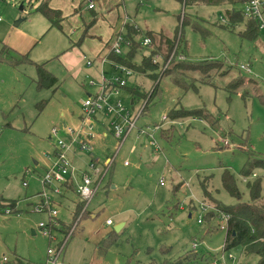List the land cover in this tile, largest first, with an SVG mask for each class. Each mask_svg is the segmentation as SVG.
Wrapping results in <instances>:
<instances>
[{
	"label": "rangeland",
	"instance_id": "rangeland-1",
	"mask_svg": "<svg viewBox=\"0 0 264 264\" xmlns=\"http://www.w3.org/2000/svg\"><path fill=\"white\" fill-rule=\"evenodd\" d=\"M44 1L0 0L1 57L10 59L6 44L32 47L35 43L30 52L32 60L44 61L47 70L59 79L54 87L41 88L34 61L16 65L0 60V264H13L14 255L22 264H48L53 258L48 250L56 251L67 237L56 264H163L166 258L192 250L194 241L200 255L220 256L226 230L219 228L218 216L207 221L208 212L218 214L217 204L250 202L248 183L257 179L264 195V169L255 167L247 175L243 172L249 150L264 157V31L249 39L241 34L247 19L230 26V13L234 9L244 11L242 2L186 6L179 0H106L108 4L101 6L98 22L93 24L92 12L86 10L83 0H50L52 7L68 6L66 12H70L61 27H53L37 9ZM73 2L77 11L70 8ZM181 17L186 18L184 24ZM19 18L23 19L15 25ZM121 21L124 26L128 23L137 28L138 34L133 35L140 42L133 58L137 64L149 56L151 48L157 49L158 35L172 39L181 33L185 55L180 58L185 63L205 60L220 67L212 64L208 71L189 69L184 78L189 88L183 89L169 75L170 58L157 71L156 80L151 72L140 73L119 62L134 73L122 74L127 88L112 95L111 104L121 100L132 118L144 102L146 107L123 141L114 131L116 121L125 126L123 119L98 113L93 150H83L78 144L67 150L76 169L75 185L84 171L92 173V159L101 171L109 167L86 212L76 221L73 199L61 197L59 182L45 186L42 179L56 161L59 141L71 143L66 127H79L84 100L96 96L102 87L101 63L87 51L90 49L84 44L88 39L84 38L99 41L100 34L93 37L91 28L97 25L105 38L111 25L117 23L122 26L117 35L125 38ZM146 37L151 39L148 49L143 46ZM76 38L86 57L83 52L74 54L71 62L74 55L70 48L76 46ZM127 48L122 46L126 54ZM162 48V53L158 52L161 55H156L160 62L167 53L164 45ZM89 60H94L93 66L88 65ZM243 65L249 71L242 69ZM112 68L111 62L105 63L108 78L115 73ZM133 87L146 92L145 97L133 94ZM174 108L208 113L217 124L213 126L199 116L172 119L169 113ZM53 128L58 134L51 133ZM224 138L229 144L221 143ZM225 169L235 176L239 199L224 186ZM206 179L208 195L201 185ZM43 190L51 199L49 209L58 211L52 236H45L39 226L49 223L48 211H35ZM199 215L202 223L198 222ZM106 218L113 225L102 228ZM75 221L76 227L67 233ZM119 224L122 227L117 230ZM100 227L103 230L96 234ZM225 254L235 256L240 263L247 261L240 246Z\"/></svg>",
	"mask_w": 264,
	"mask_h": 264
},
{
	"label": "trees",
	"instance_id": "trees-1",
	"mask_svg": "<svg viewBox=\"0 0 264 264\" xmlns=\"http://www.w3.org/2000/svg\"><path fill=\"white\" fill-rule=\"evenodd\" d=\"M181 3L187 6V4H208V5H232L236 4L238 2L244 3L245 0H179ZM84 4L86 3V0H83ZM245 4V3H244ZM86 6V4H85ZM37 9L49 20L50 24L54 27H61V22L63 21V13L60 9H56L50 6V0H46L42 2ZM90 10V9H89ZM94 18H96V12L91 11ZM186 18H180V20L183 21V24L186 22ZM230 26H234V24L238 22L244 21V19H247V22L245 24V31L241 33L242 35L248 37L249 39H254L256 36H258V32L261 31L260 29V22L258 18L255 16H246L244 11L239 10H232L230 13ZM95 20V19H94ZM94 22V21H93ZM92 22V23H93ZM225 22V21H224ZM90 26L87 27L89 29ZM126 32H125V38L129 39V50L126 55H118L113 52H109V56H111L114 60L122 62L124 65L128 64L129 66L136 68L138 72H151L152 75H154V79L156 80L155 75L157 74V71L167 63V60L170 58L169 68L170 74L173 83H176L183 89H188L189 85L186 83V80L184 79L186 77L187 72L189 69H197L201 71H208L207 68L210 66H213L214 63H208V61L202 62V63H185V59H181V55H185V52L182 50V36L181 33L179 36L175 38H170L169 36H165L163 34L158 35L159 39L155 40L157 42V49H152L148 52V57H143L142 62L140 64H137L133 62V58L135 57V48L136 45L140 44L136 39H134L133 35H137V31L135 27L132 24L125 25ZM87 31H85L86 33ZM151 34V33H150ZM152 35V34H151ZM154 40H152L154 42ZM165 46V52L166 55L164 56V59L160 62L158 59L155 60L156 55L161 52L162 53V46ZM149 47V46H148ZM7 49V47H6ZM8 50V49H7ZM173 55V56H172ZM161 57V56H160ZM6 59L9 62H12L14 64L21 63V61H29L32 62L30 57L28 55H23L19 57L18 59L16 57L10 56V59L1 57L0 60ZM35 63L36 71H37V85L41 88H50L54 87L58 83V77L52 72L48 71L46 67V63ZM215 67L219 68L220 65L217 66V64H214ZM168 68V67H167ZM153 79V80H154ZM159 86V83L155 85L153 88L150 98L153 97L155 92L157 91ZM127 88V87H125ZM131 92L140 98H144L146 92H140V89L138 87L130 88ZM149 98V99H150ZM134 103V102H132ZM172 117V119H175L176 117H186V116H199L204 119H208L211 122V125L214 126L215 122L217 124V121L212 119V117L206 113H200V111H187L182 108H174L169 113ZM247 162L244 165L243 172L244 174H250L251 171L255 167H261L264 169V157L259 156L254 151L249 150L247 152ZM223 182L224 186L227 190H229L233 195L237 196L239 199L241 197L240 192L236 188V179L234 174H232L228 169H225L223 173ZM254 176V174H253ZM258 176V174H257ZM255 176V177H257ZM203 191L205 192V195H208L210 191H208V182L207 179L203 180L201 182ZM73 182L69 181L67 184H65L62 189L66 188H72ZM248 188L250 189L251 194V201L250 202H243L239 201L237 204L232 206H222V205H216L218 206V209L222 212H227L230 214L229 218V224L228 229L225 233V243H224V250H231L234 247L240 246L242 249V252H244L245 260H247L250 264H264V195L262 194L261 189V182L259 179L255 180L253 183H248ZM14 205V203H12ZM85 205V200L81 199L79 200L78 206L76 208L75 214H74V220H77L84 213L83 208ZM218 214L215 211L208 212L206 216L207 221L213 220L215 217H217ZM81 219V218H80ZM79 219V220H80ZM50 228H54V225H49ZM74 225L67 228V233L71 230V228ZM103 250V249H102ZM164 250V249H163ZM105 251V247H104ZM212 257H214L212 255ZM211 257V258H212ZM211 258L206 255H200L197 253L196 249L188 250L183 252L179 255L177 258H166L163 262V264H210Z\"/></svg>",
	"mask_w": 264,
	"mask_h": 264
},
{
	"label": "built area",
	"instance_id": "built-area-1",
	"mask_svg": "<svg viewBox=\"0 0 264 264\" xmlns=\"http://www.w3.org/2000/svg\"><path fill=\"white\" fill-rule=\"evenodd\" d=\"M244 13L246 16H255L258 18L260 22V29L264 31V3L263 0H247L244 2ZM86 8L93 10L96 5V0H86ZM1 20V18H0ZM125 45L129 47V42L125 38H123L122 35H115L114 39L110 43L109 46V52H113L118 55H123L124 50H122V46ZM151 45V39L149 37H146L143 41V46L148 47ZM109 57L107 55H103L101 58H99V61L101 65H104L106 62H111L113 68L115 70V73L111 75V77L108 78L107 71L103 69L102 76H101V89L96 94V96L89 95L88 98H86L84 101V105L82 108V112L80 115V125L78 128L73 127H66L67 132L70 133L72 136L71 143L65 144L62 140L58 143V149L56 152V161L53 165V167L46 171L45 175L43 176L44 185L48 186L51 185L53 181H57L60 183V186L57 188V192H62V187L67 184L69 181L73 182V185L75 187L76 193L80 195V197L85 200V205L83 208V212L85 211V208L87 204L90 202L91 198L96 195L97 190L100 187V182L102 180V176L105 174L107 170H109V167L107 166L102 171L97 167L95 160L92 159V164H90V168L92 170V173L89 171H84L82 175L78 178V182L75 185V179L73 178L76 169L72 165V163L69 161L67 157V150L71 149L75 144H78L81 149L86 151L93 150V143L96 139L95 134L93 133V127L94 122L97 120V114L98 113H104L106 115L115 116L116 119L122 118L124 121V125L118 123L117 121L114 122V131L115 135L118 139H121L123 141L130 133V131L136 127L138 119L142 116L144 112V108L146 107V102H144L143 107L140 109V111L136 114L137 116L132 118V115L125 110V107L123 106V103L121 100L117 102H113L111 104V97L112 95L119 94L120 90L127 87V80L125 79L124 75L130 76L134 73V70L129 68L128 66H124L123 64L119 63V61L116 60H109ZM157 57L155 58V60ZM93 61L89 60L88 65H92ZM242 69H246L249 71V67L242 66ZM167 118L166 115L163 119ZM51 133L58 134V129L53 128ZM222 144H229V141L227 138H224L221 140ZM128 164V162H126ZM71 174V176L67 177L68 174ZM254 176H257L256 173H254ZM26 183V182H25ZM163 183V181L161 182ZM41 196V203L38 204V206L35 207V211H42L46 210L48 211L50 215V221L48 224H45L44 222H41L39 224L42 233L45 236H52L51 228L49 225L56 224L55 222V216L58 214V211L56 209H49L51 204V199L46 193V190H43L39 193ZM203 209L206 210L207 206L202 203ZM218 217H220V226L219 228L222 230L228 229L229 224V218L230 214L227 212H222L221 210L218 211ZM79 217L77 221L80 219ZM203 218L201 215L198 217V222L202 223ZM107 224L112 225V220L107 219ZM74 227H76V222L74 223ZM73 227V229H74ZM68 239V237H67ZM67 239H65L63 246L60 245L59 248H57L56 251H53L52 249L48 250L49 255H53V258H51L47 263L48 264H56L57 260L59 259V254L62 252L64 245L67 242ZM197 241H194L192 245V249L197 248ZM223 247V253L220 256H214L212 259L211 264H250L248 261L245 262H239L236 260L235 256L229 254V257L226 256ZM7 260V258H5ZM229 260L232 262L229 263Z\"/></svg>",
	"mask_w": 264,
	"mask_h": 264
},
{
	"label": "crops",
	"instance_id": "crops-1",
	"mask_svg": "<svg viewBox=\"0 0 264 264\" xmlns=\"http://www.w3.org/2000/svg\"><path fill=\"white\" fill-rule=\"evenodd\" d=\"M107 2H106V0H96V5H95V7H94V9L93 10H89L88 8L86 9V10H88V11H95L96 12V15L98 14L99 15V12L98 11H100V8H101V6L102 7H104L105 8V6L108 4H106ZM76 5H77V3H75V2H73V4L70 6V8H72V9H75L74 11H77V8H75L76 7ZM51 6V5H50ZM81 6V5H80ZM52 7V6H51ZM53 8H56V9H60L61 11H62V13H63V17H64V19L63 20H65L66 18H68V16H69V13L70 12H66V10H68V6H65V7H62V8H60V7H58V6H54ZM80 8V7H79ZM86 8V7H85ZM81 9V8H80ZM85 13H87V14H89V12H86L85 11ZM103 15H105L106 13H102ZM90 17H91V15H90ZM78 17H76L74 20H75V22L77 23L78 22V19H77ZM95 19V20H94ZM98 17L96 16V18H94V16H93V14H92V17H91V19L90 20H93L94 22L95 21H97L98 22ZM89 20V19H88ZM63 22V21H62ZM94 22H93V24H94ZM122 22V21H121ZM92 24V25H93ZM117 26H113V25H111V27H110V32H109V34H106V36H105V38H103L102 36V34H104L105 35V33H103V31L101 32H99L98 31V29H99V27L97 26V25H95L94 26V28H91L92 29V36L93 37H97V34H100L97 38H99V41H98V39H96L95 41H91V39H89V38H84V37H86V36H84L83 35V38L84 39H88V41L87 42H85V46L87 47V48H89L90 50H87V51H89L91 54H92V57H97V59L99 60V58H101L103 55H107L110 59H113L111 56H109V52H108V50H109V46H110V43L112 42V40H113V36L114 35H117L120 31H121V29H122V26L121 27H118V23L116 24ZM122 25H123V28L125 27L124 26V22H122ZM84 26V25H83ZM54 27V26H53ZM90 29V28H89ZM89 29H88V31H89ZM125 31H126V29H125ZM123 32H124V29H123ZM79 33L81 34V28L79 29ZM102 33V34H101ZM87 34V33H86ZM78 36H80L79 34H78ZM30 37H32L33 38V40H35L36 39V36L35 35H31ZM89 37H90V35H89ZM75 41H77V42H75L76 44H74V45H76V46H72L71 48H70V50L73 52V55L74 54H80L81 52H83V54H84V56L86 57V54L84 53L85 51L83 50V45H81L82 43L79 41L78 42V38H76V40ZM81 43V44H80ZM35 45V43L32 45V47L31 46H29V47H27L28 45H26V46H19V45H16V44H10V45H4V48H6L7 47V51H8V54H10V56H12V57H16L17 59L19 58V57H21V56H23V55H28L29 57H30V59H31V61L33 62H36L34 59L32 60V58H31V56H30V52H31V50H32V48H33V46ZM128 50H129V48H127ZM146 49H148V47L146 48ZM126 52H127V50L126 51H124V53L126 54ZM74 58H75V55L73 56V59H72V61L71 62H74ZM38 61V60H37ZM92 61H94V60H92ZM21 62H26V60L25 61H21ZM44 62V61H43ZM37 63H42V61L41 62H37ZM45 63V62H44ZM16 65H18V64H16ZM94 64H92V66H93ZM104 67H105V64L104 65H101L100 64V71L101 70H103L104 69ZM77 73H79V70L77 71ZM145 76V75H144ZM133 78H135V77H131V79H133ZM132 81H135V79H133ZM132 102H134V100L132 99ZM112 122V121H111ZM111 122H110V124H111ZM61 195V197H63V198H66V199H68V198H70V199H73V201L76 203V208H77V206H78V203H79V200H81L82 198L80 197V195L79 194H77L76 193V190H75V187L73 186L72 188H68V190L65 188H63V190H62V193L60 194ZM80 217V216H79ZM108 218H106V220H107ZM106 220L102 223V228L103 227H105V226H107V225H110V224H107L106 223ZM77 221V220H76ZM75 221V222H76ZM79 221V220H78ZM74 222V223H75ZM113 225V224H112ZM101 227L100 228H98L96 231H95V233L96 234H98V233H100L103 229H102ZM33 234H35V233H33ZM16 253V252H15ZM14 258H15V261L13 262V264H22V261H21V259L19 258V256H16V255H14ZM7 261V260H6Z\"/></svg>",
	"mask_w": 264,
	"mask_h": 264
},
{
	"label": "water",
	"instance_id": "water-1",
	"mask_svg": "<svg viewBox=\"0 0 264 264\" xmlns=\"http://www.w3.org/2000/svg\"><path fill=\"white\" fill-rule=\"evenodd\" d=\"M245 1H247V0H245ZM20 8H22V6ZM22 19L23 18L17 19V21L15 22V25L19 24L22 21ZM121 227H122V225L119 224V225L116 226V229L119 230ZM33 233H35V231H33Z\"/></svg>",
	"mask_w": 264,
	"mask_h": 264
}]
</instances>
